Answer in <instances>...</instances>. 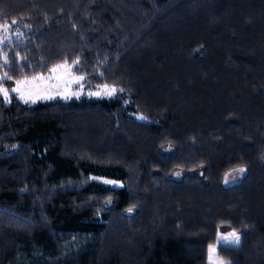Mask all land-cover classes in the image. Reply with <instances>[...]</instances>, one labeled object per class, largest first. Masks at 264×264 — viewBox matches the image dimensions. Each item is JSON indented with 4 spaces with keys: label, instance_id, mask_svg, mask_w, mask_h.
<instances>
[{
    "label": "trees",
    "instance_id": "trees-1",
    "mask_svg": "<svg viewBox=\"0 0 264 264\" xmlns=\"http://www.w3.org/2000/svg\"><path fill=\"white\" fill-rule=\"evenodd\" d=\"M6 24L0 264H207L233 231L218 256L264 264V0H0ZM64 63L115 94L12 92Z\"/></svg>",
    "mask_w": 264,
    "mask_h": 264
},
{
    "label": "rangeland",
    "instance_id": "rangeland-1",
    "mask_svg": "<svg viewBox=\"0 0 264 264\" xmlns=\"http://www.w3.org/2000/svg\"><path fill=\"white\" fill-rule=\"evenodd\" d=\"M10 28L11 26L9 24L0 27V45L8 42L14 36V34L10 32ZM53 69H55V71H53ZM14 88L19 89V91L12 92L22 103L26 105H33L40 101H70L80 100L83 98L87 100H99L103 98H109L116 92L115 88L108 86L97 88L86 87V85L84 84V78L75 74L73 65L67 63L60 64L51 68L49 72L44 75L22 79L15 83L12 89ZM0 89L6 88L0 86ZM0 96L6 101L9 100V92H7V96H5L3 91H0ZM132 116L139 120L142 119V117L137 114H133ZM180 173L181 172L177 171L173 174V176L176 177ZM243 174L244 171L239 172L233 170L224 177L223 184L225 186L235 184L240 180ZM94 179L110 187L122 186L118 181L100 177ZM229 233L231 232H219L215 244L211 245L208 248L207 264H221V262L227 264L226 261L218 256L217 248L218 246L233 247L239 245H230L221 240V237L227 236ZM212 249H214L215 251H210Z\"/></svg>",
    "mask_w": 264,
    "mask_h": 264
},
{
    "label": "snow or ice",
    "instance_id": "snow-or-ice-1",
    "mask_svg": "<svg viewBox=\"0 0 264 264\" xmlns=\"http://www.w3.org/2000/svg\"><path fill=\"white\" fill-rule=\"evenodd\" d=\"M13 23H15V21H13ZM5 63H7V58H5ZM53 71H55V69H53ZM0 91H3L4 95L7 96V92H8L7 89H0ZM12 91H14V92L15 91H19V89L14 88V89H12ZM234 171L243 172L244 169L243 168L234 169ZM226 179H227V177H226ZM221 240L223 242L227 243V244H230V245H238L239 242H240V237H239V235L235 231H233V232L229 233L227 236L221 237ZM210 251H215V250L212 249ZM221 264H224V262H221Z\"/></svg>",
    "mask_w": 264,
    "mask_h": 264
}]
</instances>
